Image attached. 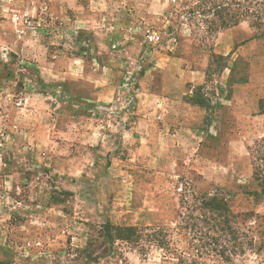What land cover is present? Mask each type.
I'll return each mask as SVG.
<instances>
[{"label": "rangeland", "instance_id": "374dc122", "mask_svg": "<svg viewBox=\"0 0 264 264\" xmlns=\"http://www.w3.org/2000/svg\"><path fill=\"white\" fill-rule=\"evenodd\" d=\"M49 1L0 0V264H178L181 258L187 264H264V114L238 110L240 98L248 106L264 98V30L241 22L251 38L219 48V34L230 30L212 32L213 7L220 1L170 0L149 25L158 31L159 45L182 31L211 60L204 89L213 101L200 117L197 159L191 158L192 146L185 152L190 161L142 163L144 182L131 189L130 179H117L107 192L104 180L97 188L83 172L99 164L97 148L75 147L53 134L50 111L38 108L33 96L45 91L35 60L49 59L47 50L55 47L79 54L85 42L59 29L75 20L73 9L61 10L53 21ZM132 2L139 7L145 0ZM24 26L37 29L23 35L22 43L33 46L27 59L5 50L15 47ZM37 44L44 49H35ZM61 85L76 103L88 93L82 81ZM225 94L235 98L232 108L223 105ZM87 151L94 153L88 160ZM102 161L100 167L107 162ZM133 167L129 163V172ZM211 200L225 210L208 208ZM107 222L143 230L144 237L138 246L115 242L110 249L101 235ZM157 230L166 236L162 248L149 242Z\"/></svg>", "mask_w": 264, "mask_h": 264}, {"label": "crops", "instance_id": "0c3cea01", "mask_svg": "<svg viewBox=\"0 0 264 264\" xmlns=\"http://www.w3.org/2000/svg\"><path fill=\"white\" fill-rule=\"evenodd\" d=\"M49 2L48 12L53 21L62 15L61 10L73 9L75 20L59 29L66 28V33L84 36L85 42L79 54L55 47L47 50L49 59L45 56L35 60L34 67L45 91L33 96L38 108L50 111L48 127L53 134L63 136V140L72 142L75 147L97 148L99 164L93 163L83 170L86 176L92 177L95 187L104 186L109 192L117 179L125 178L132 181L129 186L134 189L138 182L145 181L142 163L188 161L190 155L185 154L186 147H195L191 158L197 159L201 142L200 117L207 110L189 104L185 97L202 86V93L208 98L204 87H209L207 71L211 62L209 56L193 48L185 32L181 31L178 39L169 40L174 42L173 47L170 43L165 46L149 41V35L159 34L149 25L155 24L154 21L169 9L170 0H145L139 7L132 0ZM37 14L35 12V16ZM31 23L37 22L33 19ZM27 30L37 29L24 26L15 47L5 49L8 53H18L27 59L25 54L33 50L32 44L22 43ZM247 38H251L250 30L238 25L220 33L216 46L224 47V42ZM169 45L174 51L172 56L168 52ZM37 47L44 49V45L37 44L35 49ZM81 81L89 87L88 93L76 103L62 91L61 84L71 87ZM252 84L249 79L248 87ZM226 95L222 103L232 108L235 98L228 99ZM240 101V113L258 112L256 103L246 105L245 97ZM66 109L75 117L67 114ZM192 139H196V143H192ZM87 156L88 160L94 153L87 151ZM102 160L107 161L104 167H100ZM108 163L112 166L108 167ZM129 163H133L137 171L129 172ZM113 165L117 167L114 170ZM98 171H101L99 179H95L94 173Z\"/></svg>", "mask_w": 264, "mask_h": 264}, {"label": "trees", "instance_id": "16d2710c", "mask_svg": "<svg viewBox=\"0 0 264 264\" xmlns=\"http://www.w3.org/2000/svg\"><path fill=\"white\" fill-rule=\"evenodd\" d=\"M213 7L214 22H210L213 33L228 30L238 26L241 22H247L251 28L255 30H264V0H218ZM211 61V60H210ZM224 70V69H223ZM211 76V65L207 71V78ZM203 87H197L193 90L191 96H187L186 101L194 106L201 107L208 111L210 102L208 98L202 93ZM257 111L259 115L264 114V98L260 99L257 104ZM217 204V206L215 205ZM208 208L213 211L220 212L225 210L224 206H220L215 200H211ZM212 205V206H211ZM215 205V206H214ZM164 230L152 231L148 237L159 248L166 245ZM101 235L104 242L110 245V249L115 242H124L126 244H134L136 246L142 241L143 230H138L135 227H120L111 225L109 222L101 227ZM147 237V238H148ZM178 264H187L179 260Z\"/></svg>", "mask_w": 264, "mask_h": 264}, {"label": "built area", "instance_id": "2783aa9c", "mask_svg": "<svg viewBox=\"0 0 264 264\" xmlns=\"http://www.w3.org/2000/svg\"><path fill=\"white\" fill-rule=\"evenodd\" d=\"M159 36L155 33H153L152 35H149V41H152V42H155V43H158V38Z\"/></svg>", "mask_w": 264, "mask_h": 264}]
</instances>
